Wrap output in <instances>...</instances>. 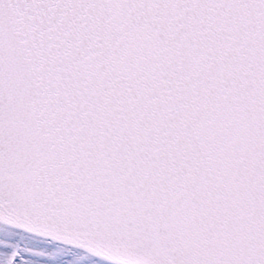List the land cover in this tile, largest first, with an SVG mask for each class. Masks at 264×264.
<instances>
[{
  "label": "snow or ice",
  "instance_id": "6c2138e0",
  "mask_svg": "<svg viewBox=\"0 0 264 264\" xmlns=\"http://www.w3.org/2000/svg\"><path fill=\"white\" fill-rule=\"evenodd\" d=\"M0 264H264V0H0Z\"/></svg>",
  "mask_w": 264,
  "mask_h": 264
}]
</instances>
